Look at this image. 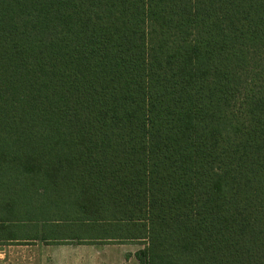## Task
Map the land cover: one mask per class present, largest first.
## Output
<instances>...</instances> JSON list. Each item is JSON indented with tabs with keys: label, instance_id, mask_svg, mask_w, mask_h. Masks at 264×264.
I'll list each match as a JSON object with an SVG mask.
<instances>
[{
	"label": "trees",
	"instance_id": "1",
	"mask_svg": "<svg viewBox=\"0 0 264 264\" xmlns=\"http://www.w3.org/2000/svg\"><path fill=\"white\" fill-rule=\"evenodd\" d=\"M4 231L264 264V0H0Z\"/></svg>",
	"mask_w": 264,
	"mask_h": 264
},
{
	"label": "crops",
	"instance_id": "2",
	"mask_svg": "<svg viewBox=\"0 0 264 264\" xmlns=\"http://www.w3.org/2000/svg\"><path fill=\"white\" fill-rule=\"evenodd\" d=\"M43 243L44 254L53 248L58 249L64 259L63 253L67 255V260L49 262L45 260V264H133V255L137 252L130 244H47ZM132 246V247H130ZM78 253L81 254L78 256ZM128 255V256H127ZM85 256V257H83ZM87 258V260H85ZM35 264L33 261H28ZM139 263V262H138ZM0 264H21L16 260H4V255L0 254Z\"/></svg>",
	"mask_w": 264,
	"mask_h": 264
},
{
	"label": "rangeland",
	"instance_id": "3",
	"mask_svg": "<svg viewBox=\"0 0 264 264\" xmlns=\"http://www.w3.org/2000/svg\"><path fill=\"white\" fill-rule=\"evenodd\" d=\"M10 225L14 223H9ZM14 231L11 233H16L18 235V238L21 235L19 231L13 229ZM29 234L32 232L34 233L33 230L27 231ZM10 232H2L1 237L2 239L0 240V254L4 255V260H16L20 262L21 264H27L31 263L28 261H33L35 264H45V260L49 262H55V261H64L67 260V255L63 253L64 259L61 256V253H59L58 249L53 248V250H50L47 252L46 249V254H44V248H43V243L41 242H35V241H27L25 239L21 240H11L7 241L6 236H9L11 234ZM133 246L136 251L142 249L144 246L140 243H128ZM130 246V247H132ZM81 254L78 253V256ZM128 256V255H127ZM85 257V256H83ZM58 259V260H57ZM132 260L133 264H139L138 260L135 255H133L132 258H129ZM87 260V258L85 259Z\"/></svg>",
	"mask_w": 264,
	"mask_h": 264
}]
</instances>
